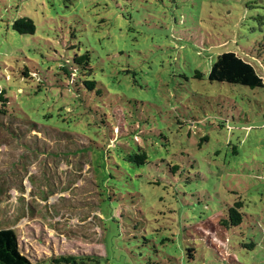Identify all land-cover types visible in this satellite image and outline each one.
<instances>
[{"label":"rangeland","instance_id":"374dc122","mask_svg":"<svg viewBox=\"0 0 264 264\" xmlns=\"http://www.w3.org/2000/svg\"><path fill=\"white\" fill-rule=\"evenodd\" d=\"M223 52L264 82V0H0V230L35 264H264V88L209 82Z\"/></svg>","mask_w":264,"mask_h":264},{"label":"trees","instance_id":"16d2710c","mask_svg":"<svg viewBox=\"0 0 264 264\" xmlns=\"http://www.w3.org/2000/svg\"><path fill=\"white\" fill-rule=\"evenodd\" d=\"M33 22L29 17H23L14 22L12 29L21 35H34L36 26ZM89 56V52H85L84 55L79 57L75 56L69 67L66 65L62 68V73L69 78H73L72 76L76 73L81 83L89 90H93L96 82L90 80H83L82 82L83 76L86 75L85 72L91 73L92 71ZM27 75L29 74L27 73ZM203 76V73L196 72L195 78L201 80ZM207 79L209 82L239 85L255 90L264 88V82L257 74L255 68L235 52H223L219 54L212 64ZM78 85L81 86V84ZM9 102L6 92L0 91V115H9L7 108ZM146 156H141L142 163L146 162ZM244 207L243 201H237L232 206H229L226 209L225 215L222 216L220 226L225 229L241 226L245 218V214L242 211ZM16 234L14 230H0V264H35L20 251ZM49 264H103V262L100 256L87 255L86 253L78 256L63 255L57 258L52 257Z\"/></svg>","mask_w":264,"mask_h":264}]
</instances>
